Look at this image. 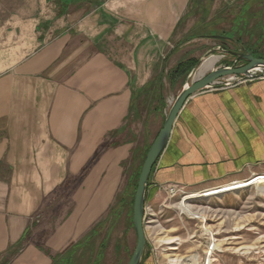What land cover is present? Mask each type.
<instances>
[{
    "label": "crops",
    "instance_id": "crops-1",
    "mask_svg": "<svg viewBox=\"0 0 264 264\" xmlns=\"http://www.w3.org/2000/svg\"><path fill=\"white\" fill-rule=\"evenodd\" d=\"M229 45L264 59V0H0V264H113L120 239L97 227L188 75ZM259 173L264 77L218 84L185 103L146 206Z\"/></svg>",
    "mask_w": 264,
    "mask_h": 264
},
{
    "label": "rangeland",
    "instance_id": "rangeland-1",
    "mask_svg": "<svg viewBox=\"0 0 264 264\" xmlns=\"http://www.w3.org/2000/svg\"><path fill=\"white\" fill-rule=\"evenodd\" d=\"M199 33V30L195 32L197 36L201 34ZM223 48L239 50L238 45ZM223 53L225 54L211 53L205 56L200 64L217 55H224L217 62V68L233 62V56L225 51ZM137 169L136 176L125 186L124 195L117 196L108 217L97 227L98 232L94 239L97 243L100 244L104 237L110 241L114 238L120 239L119 244L123 246V250L109 248L106 254L109 255L108 261L113 264H127L136 247L133 205L138 174L141 172ZM253 176L236 181L251 179ZM181 191L185 193L170 197L164 190L162 194L157 195L155 205L147 206L150 210L145 221L148 240L145 257L152 254L157 264H181L179 261L173 262V258L184 259L186 263V259L193 255H198L200 264H264V196L258 193L255 185L239 192H227L223 196L214 195L208 199L192 200L191 203L203 212L197 216H188L182 213L180 208L184 196L195 191L189 188H182ZM121 198L122 202L118 203ZM167 238H170L172 243L167 244ZM92 251L95 253V249ZM98 253L101 257L103 251L100 245Z\"/></svg>",
    "mask_w": 264,
    "mask_h": 264
},
{
    "label": "water",
    "instance_id": "water-1",
    "mask_svg": "<svg viewBox=\"0 0 264 264\" xmlns=\"http://www.w3.org/2000/svg\"><path fill=\"white\" fill-rule=\"evenodd\" d=\"M221 50L234 57L232 64L215 68L199 78H197V75L199 74L203 63H199L191 71L186 79L183 89L172 102L163 128L148 150L139 176L133 205V224L137 236V243L127 264L143 263L148 242L145 226L148 180L154 165L168 145L174 124L187 100L197 92L212 88L218 84L222 86L231 85L233 82L225 81L228 77H236V82L264 77V59L257 58L244 47L240 50L224 48H221ZM241 62L244 63L240 64Z\"/></svg>",
    "mask_w": 264,
    "mask_h": 264
},
{
    "label": "bare ground",
    "instance_id": "bare-ground-1",
    "mask_svg": "<svg viewBox=\"0 0 264 264\" xmlns=\"http://www.w3.org/2000/svg\"><path fill=\"white\" fill-rule=\"evenodd\" d=\"M217 60H218L217 56L207 60L205 64L202 66L203 69L201 70V73H203L202 71L204 69L212 65ZM233 181L234 182L224 184L222 186L212 187L207 190H200V191H195V192L187 194L186 196H184L181 202V206H180L181 212L185 213L188 216L189 215H195V216L201 215V213L203 214V212H201V208H196L191 203L192 200L208 199L209 197L214 196V195L223 196L227 192H230V191L239 192L241 189L251 187L252 185H255L257 187L258 193L264 196V174L255 175L251 179H247V180H241V181L233 180ZM166 242L167 244H169V243H172V240L170 238H167ZM198 258H199L198 255H193L190 259H186V260L189 262V264H200ZM172 261L173 262L179 261L181 264H188V262L184 263V259L179 260V258H173Z\"/></svg>",
    "mask_w": 264,
    "mask_h": 264
},
{
    "label": "built area",
    "instance_id": "built-area-1",
    "mask_svg": "<svg viewBox=\"0 0 264 264\" xmlns=\"http://www.w3.org/2000/svg\"><path fill=\"white\" fill-rule=\"evenodd\" d=\"M236 77H228V78H226L225 79V81H229V82H233L232 84H235L236 82ZM242 81H247V80H241V81H239V82H242ZM231 84V85H232ZM165 190H166V192L168 193V195L170 196V197H175V196H177L179 193H182V194H184L185 192H183V191H181L182 190V188H180V187H178V186H176V185H172V186H167L166 188H165ZM149 210H150V208H148L147 206H146V213H145V221H146V216H147V213H149Z\"/></svg>",
    "mask_w": 264,
    "mask_h": 264
},
{
    "label": "trees",
    "instance_id": "trees-1",
    "mask_svg": "<svg viewBox=\"0 0 264 264\" xmlns=\"http://www.w3.org/2000/svg\"><path fill=\"white\" fill-rule=\"evenodd\" d=\"M195 65H196V63H194V66H195ZM190 67H191V66H190ZM179 70H180V68H179ZM188 70H189V68H188ZM177 71H178V70H177ZM178 72H179V71H178ZM141 170H142V169H141ZM140 173H141V172H140ZM140 173L138 174V178H139V176H140ZM120 200H121V201H118V203H121V202H122V198H121ZM103 222H104V221H103ZM103 222H102V223H103ZM102 223H101V224H102Z\"/></svg>",
    "mask_w": 264,
    "mask_h": 264
}]
</instances>
